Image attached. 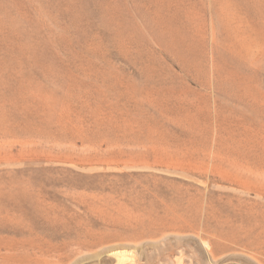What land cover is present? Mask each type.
<instances>
[{"label":"rangeland","instance_id":"374dc122","mask_svg":"<svg viewBox=\"0 0 264 264\" xmlns=\"http://www.w3.org/2000/svg\"><path fill=\"white\" fill-rule=\"evenodd\" d=\"M213 163L264 173V0H0V264H264Z\"/></svg>","mask_w":264,"mask_h":264},{"label":"bare ground","instance_id":"6f19581e","mask_svg":"<svg viewBox=\"0 0 264 264\" xmlns=\"http://www.w3.org/2000/svg\"><path fill=\"white\" fill-rule=\"evenodd\" d=\"M194 163V162H193ZM197 164V163H196ZM206 164V163H205ZM214 164V163H213ZM207 165V164H206ZM191 166V165H190ZM194 166H195V163H194ZM200 166H202L201 164H200ZM196 167V166H195ZM207 168H208V166H207ZM189 169H190V167H189ZM212 169H213V171L214 172H217V174H218V177L219 178H222L223 180H226V181H233V182H235L238 186H243L244 187V189H246V190H253L254 191V193H257V195L258 196H262L263 194H264V173H261V172H259L258 174H256L255 176H253V177H255V178H253V179H251L250 178V176L247 174V173H244V172H241V167H240V165L239 164H236V163H232V165H229V164H223V163H219V164H214L213 166H212ZM193 170V169H192ZM196 170V169H195ZM203 170H205V169H203ZM209 170H210V167H209ZM248 170V169H247ZM205 172V171H204ZM206 172H208V169H207V171ZM231 183V182H230ZM242 187V188H243ZM241 188V189H242ZM247 192V191H246ZM256 195V194H255ZM257 196V197H258ZM260 196V197H261ZM198 205V204H197ZM204 207V206H203ZM199 209V208H198ZM197 208H196V211L198 210ZM205 209V208H204ZM200 210H202V208L200 209ZM209 212V211H208ZM208 212H204V215H207L208 214ZM185 213H187V212H185ZM201 213V212H200ZM195 214V213H194ZM201 214H203V213H201ZM200 214V215H201ZM198 215V214H197ZM199 217V216H198ZM197 217V218H198ZM207 217H208V215H207ZM195 218V217H194ZM209 218V217H208ZM189 219V218H188ZM190 219H192V218H190ZM199 219V218H198ZM259 220H260V222L259 223H256V225H254V226H257V227H261V225H262V223L264 222V216L262 217L261 215H259ZM199 221V220H198ZM200 221H204V217L202 216V217H200ZM229 220H228V218H225V220H224V222H228ZM193 222H191L190 224H192ZM196 223V222H195ZM206 223V222H205ZM200 224V223H199ZM259 224H261V225H259ZM194 225V224H193ZM203 225V224H202ZM206 226H207V224H205ZM210 225V224H209ZM191 226V225H190ZM222 226H225L224 224L223 225H221L220 227H222ZM254 226L252 227V228H254ZM263 226H264V224H263ZM262 226V228H261V230L264 228ZM193 227V226H192ZM200 227V226H199ZM240 227V226H239ZM238 227V228H239ZM205 228V227H204ZM236 228V227H235ZM241 228V227H240ZM251 228V229H252ZM256 228V227H255ZM200 229V228H199ZM243 229V228H242ZM237 230H239V229H237ZM237 230H235V233H236V231ZM261 230H259V232H260V234L262 233V231ZM231 231V230H230ZM252 231H253V229H252ZM258 231V230H257ZM264 231V230H263ZM214 232V231H213ZM213 232L210 234V235H213L214 237H215V235H216V233H214L213 234ZM255 232V231H254ZM258 233V232H257ZM232 234H234L233 233V231H232ZM256 233H254V235H255ZM229 235H230V233H229ZM229 235H228V237H229ZM235 235V234H234ZM234 235H232V236H234ZM245 235H246V233H245ZM257 235H259V234H257ZM257 235H256V237H257ZM262 235V234H261ZM260 235V236H261ZM225 236V235H224ZM247 236V235H246ZM252 236V235H251ZM259 236V237H260ZM231 237V236H230ZM255 237V236H254ZM204 243L208 246L209 244H208V242L207 241H204Z\"/></svg>","mask_w":264,"mask_h":264}]
</instances>
